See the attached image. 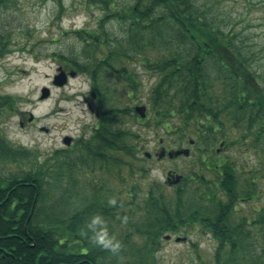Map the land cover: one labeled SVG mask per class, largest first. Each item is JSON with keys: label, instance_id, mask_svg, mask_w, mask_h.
<instances>
[{"label": "trees", "instance_id": "obj_1", "mask_svg": "<svg viewBox=\"0 0 264 264\" xmlns=\"http://www.w3.org/2000/svg\"><path fill=\"white\" fill-rule=\"evenodd\" d=\"M53 1L63 9V0ZM84 1L100 10L102 29L106 21L117 19L125 34L79 30L82 45L105 50L89 55L86 63L71 56L59 58L89 76L100 94L99 104L107 108L89 137L79 138L73 148L56 150L45 163L0 136V158L34 159L32 168L0 174V264H156L164 236L179 235L182 229L188 233L195 225L217 241L214 264H264V208L255 209L256 216L234 218L241 201L258 196L256 181L243 179V169L235 162H210V168L198 148L199 162L216 176L206 179L202 164L201 176L193 173L194 183L204 190L183 187L192 184L184 178L171 200L162 184L145 187L148 169L139 156L141 133L122 120L128 108L108 112L104 90L105 80L115 76L128 97L136 94L140 80L131 68L133 61L141 63L146 74L158 78L150 101L155 127L176 128L180 139L193 131L194 144L208 151L240 142L264 151V76L251 68L252 53L239 33L222 29L211 8L198 0ZM92 167L107 173L119 189L109 180L88 181ZM80 179L82 197L75 202L73 189ZM55 189L61 197L57 204H47ZM97 215L104 222L97 227L120 242L117 251L93 240L88 225Z\"/></svg>", "mask_w": 264, "mask_h": 264}, {"label": "rangeland", "instance_id": "obj_2", "mask_svg": "<svg viewBox=\"0 0 264 264\" xmlns=\"http://www.w3.org/2000/svg\"><path fill=\"white\" fill-rule=\"evenodd\" d=\"M198 1L211 8L216 23L222 29L239 33L246 49L252 53L251 68L256 70L258 77L264 76V0ZM63 5V9H60L53 0H0V136L6 143L15 146L13 148H28L29 152L36 153L39 163H45L56 150L73 148L79 138L89 137L101 113L107 108L99 104L100 94L93 88L87 74L77 73L74 78L68 77L63 86L53 84L55 76L60 74V67L68 71V74L76 73L74 69L66 67V63L59 57H76L86 63L89 55L100 54L104 49L82 45L76 36L79 30L93 29L102 35L109 33L110 36L125 34L124 25L117 19H109L102 29L99 24L100 10L84 0H63ZM84 37L88 38V35L84 34ZM131 57L136 60L133 55ZM133 63L131 71L140 80L136 94L128 97L126 88L114 79L115 76L105 80L104 90L107 91L105 97L110 104L108 112H123L128 108V113H122V120L141 133L139 156L143 158L148 169L145 187L150 183H160L164 186L165 196L174 199L176 190L179 185H183V181L176 188L168 185L166 173L171 169L176 171V175H182L183 179L187 178L192 183L183 187L193 186L204 190V185L195 184L197 181L192 180L195 179L193 173L201 176L200 171L203 169L206 179L215 180L216 176L212 171L205 170L204 163L199 162L202 156L198 151L200 148L205 152L203 158L210 168L209 163L212 162L213 165L219 159L223 163L235 162L238 168L243 169V179L247 177L256 181L258 196L246 202L241 201L236 207L234 218L256 216L255 209L259 211L264 208V151L248 148L244 142L223 148L215 145L208 151L203 145L189 144V139L196 140L193 131L185 139H180L176 128L155 127L150 101L151 89L158 78L156 75L146 74L145 66L141 63ZM101 74L103 71L99 78L102 77ZM44 89L49 90V95L42 99ZM5 96L11 100H6ZM85 97L92 103L96 101L99 107L91 112L84 101ZM137 106L145 107L147 121L142 122L143 118L135 110ZM177 122L174 120L173 123ZM67 136L72 138L71 146L64 142ZM232 139L235 142L237 140L236 137ZM186 148L191 152L188 156L170 158L166 155L164 159L159 158L163 151L168 153ZM77 150L75 147L73 151ZM145 153H150L151 156L147 158ZM26 159L19 158L14 161L0 158V174H15L22 169L32 168L34 159ZM53 161L55 159L48 164ZM91 172V179H88L91 183L93 180L94 184L109 180L113 188L119 189L116 181L108 178L107 173L98 170L95 172L93 167ZM81 182L82 179L73 189L72 199L75 202L82 197V192L79 193ZM59 193L60 190L55 189L47 204L57 202L58 197H61ZM58 207L60 209L62 204ZM170 235L172 238L167 239L164 236L162 239L161 247L155 255L156 264L215 263L217 241L198 226L189 227L188 233H184L183 229L179 232L177 236L185 237L184 241L177 242L174 232ZM260 244L264 245V239H260ZM258 250L260 252L262 249Z\"/></svg>", "mask_w": 264, "mask_h": 264}, {"label": "water", "instance_id": "obj_3", "mask_svg": "<svg viewBox=\"0 0 264 264\" xmlns=\"http://www.w3.org/2000/svg\"><path fill=\"white\" fill-rule=\"evenodd\" d=\"M69 74L71 76H75L76 73L75 72H70ZM67 79H68L67 78V73L64 70H61L60 74L55 76V79H54L53 83L55 85H58V86H63L64 84L67 83ZM48 95H49V90L48 89H44L43 90V95H42L41 98L43 99L45 97H48ZM92 95H94V97H95V94H92ZM135 110L142 118H144L146 116L145 107L144 106H142V107L141 106H137V107H135ZM64 142L66 143V145H70L71 142H72V138L67 136V137L64 138ZM180 154L188 155L189 154V149H180V150H176L174 152H169V156L170 157H172L173 155L178 156ZM146 156H150V154L146 153ZM181 177L182 176L178 175L176 177V180L174 181V183L179 182ZM167 238H169V237L167 236ZM181 240H185V238H181V237H177L176 238V241H181Z\"/></svg>", "mask_w": 264, "mask_h": 264}, {"label": "clouds", "instance_id": "obj_4", "mask_svg": "<svg viewBox=\"0 0 264 264\" xmlns=\"http://www.w3.org/2000/svg\"><path fill=\"white\" fill-rule=\"evenodd\" d=\"M111 203H115V200L113 199L110 201ZM100 216H94L92 218V221L89 223L88 227L90 229H93L94 235L93 240L101 244L102 246L106 248H111L113 251H117L120 248V242L115 239L114 236H110L106 230V228H98L97 226L100 224H103Z\"/></svg>", "mask_w": 264, "mask_h": 264}, {"label": "flooded vegetation", "instance_id": "obj_5", "mask_svg": "<svg viewBox=\"0 0 264 264\" xmlns=\"http://www.w3.org/2000/svg\"><path fill=\"white\" fill-rule=\"evenodd\" d=\"M84 101H85V103L87 104V106L88 107H90V106H92V108H93V110H96V108L97 107H99V104H97L96 103V101H94L95 103H92V101H89L88 99H87V97H85L84 98ZM89 104H90V106H89ZM90 109V108H89ZM91 112H93L92 110H90ZM219 151V149L217 150V152ZM167 155V152L165 153L164 152V154L160 157V159H164L165 158V156ZM205 160V159H204ZM223 160H221V159H219V161H217V163H216V166H220L221 165V162H222ZM170 172V173H169ZM176 171H174V170H169L167 173H166V177H167V181H168V185H170V186H173V187H178V185L180 184V182L178 183V184H176V185H173L172 183H173V181H174V179H175V176H176ZM182 180V179H181ZM192 180H195L194 178H192Z\"/></svg>", "mask_w": 264, "mask_h": 264}]
</instances>
